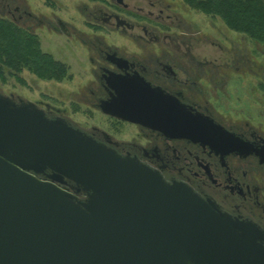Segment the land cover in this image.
Returning a JSON list of instances; mask_svg holds the SVG:
<instances>
[{
    "label": "water",
    "instance_id": "95a60500",
    "mask_svg": "<svg viewBox=\"0 0 264 264\" xmlns=\"http://www.w3.org/2000/svg\"><path fill=\"white\" fill-rule=\"evenodd\" d=\"M112 86L106 113L215 151L245 150L212 118L140 78L119 76ZM19 101L0 92V264H264L253 224ZM65 179L75 191L60 186Z\"/></svg>",
    "mask_w": 264,
    "mask_h": 264
},
{
    "label": "flooded vegetation",
    "instance_id": "af4514ba",
    "mask_svg": "<svg viewBox=\"0 0 264 264\" xmlns=\"http://www.w3.org/2000/svg\"><path fill=\"white\" fill-rule=\"evenodd\" d=\"M117 1L102 2V7L95 8V11L88 7L73 8L91 34L87 39L84 38L86 33L74 25L72 15L66 20L55 13L57 5L53 2H50L53 6H47L50 15L43 12L37 15L27 1L21 6L16 0H0V20L16 24L34 36L37 33L33 27H41L48 33L79 43L85 51L90 75L87 81L91 95L89 104L109 121L113 129L121 123L125 124L127 132L122 134L121 127L114 131L97 124L79 125L66 114V109L41 100L33 102L48 118L65 119L121 157L133 158L158 173L167 183L183 184L232 219L253 224L262 232L264 245V131L224 123L192 92L197 85L194 74L202 67V61L191 53L187 39L177 37L173 33L174 27L164 24L170 16L164 14V7L157 11L153 9L157 3L163 4L162 1L144 0L148 4L145 13L140 12L143 7L136 12L129 9L125 0ZM103 32L118 34L134 48L129 50L117 43H109ZM37 39L40 43L38 34ZM119 76L140 78L150 87L158 88L194 111L209 116L245 142V150L215 151L208 145L187 138L168 137L159 130L104 112L101 107L116 95L112 85ZM0 92L12 96L17 103L28 100L11 92ZM73 104L76 108L81 102L74 101ZM60 186L71 191L77 188L66 179ZM77 196L84 195L80 191Z\"/></svg>",
    "mask_w": 264,
    "mask_h": 264
},
{
    "label": "rangeland",
    "instance_id": "374dc122",
    "mask_svg": "<svg viewBox=\"0 0 264 264\" xmlns=\"http://www.w3.org/2000/svg\"><path fill=\"white\" fill-rule=\"evenodd\" d=\"M25 1L37 15L42 12L50 15V7L47 6H53L50 3L53 2L57 5L55 13L66 20V17L72 15L74 25L86 33L84 38L87 39L91 34L85 28L83 18L78 12L74 13L73 8L80 10L88 7L95 11V8L102 7L100 3L110 4L112 0H16L21 6L25 5ZM125 1L129 3V9L137 10L136 12L139 7H143V11H140L143 13L148 8L144 0ZM158 1L163 4L157 3L153 9L157 11L161 6L164 7V14L170 15L164 20V24L174 27L173 33L177 37L187 39L191 53L202 61V67L194 74L197 85L192 92L224 123L233 127H252L263 132L264 45L230 30L219 17L201 13L184 0ZM33 31L40 37L42 50L66 64L67 77L60 81L44 80L26 70L17 75H8L5 70L0 77V91L62 107L79 125L97 124L114 131L121 127L124 130L120 128L121 133L125 134V124L118 123L113 129L109 121L97 114L89 104L91 95L87 81L90 75L83 47L64 36L48 33L47 29L41 27H33ZM103 33L109 43H117L129 50L134 48L116 33ZM74 101H80L81 104L75 108Z\"/></svg>",
    "mask_w": 264,
    "mask_h": 264
},
{
    "label": "trees",
    "instance_id": "16d2710c",
    "mask_svg": "<svg viewBox=\"0 0 264 264\" xmlns=\"http://www.w3.org/2000/svg\"><path fill=\"white\" fill-rule=\"evenodd\" d=\"M190 7L219 17L232 31L264 45V0H184ZM26 70L36 78L60 81L65 63L41 48L36 36L16 24L0 20V77ZM264 90V86H262Z\"/></svg>",
    "mask_w": 264,
    "mask_h": 264
}]
</instances>
